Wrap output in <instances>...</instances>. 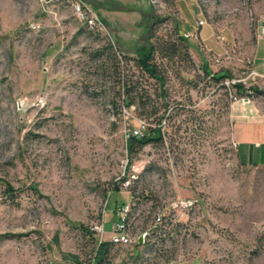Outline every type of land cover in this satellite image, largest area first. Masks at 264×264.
Instances as JSON below:
<instances>
[{
  "label": "rangeland",
  "instance_id": "rangeland-1",
  "mask_svg": "<svg viewBox=\"0 0 264 264\" xmlns=\"http://www.w3.org/2000/svg\"><path fill=\"white\" fill-rule=\"evenodd\" d=\"M83 1L109 36L89 32L72 0H0V179L22 191L11 203L0 185V235L18 236L0 242V264H77L68 254L87 264L96 244L77 227L111 241L123 203L132 242L115 244L109 264H264V166L237 156L227 84L255 86L264 0ZM149 42L173 48L155 61L171 110L187 112L164 145L144 147L130 165L129 136L161 108L157 86L135 62L118 55L119 76L97 52L111 44L135 58ZM205 64L233 74L227 90ZM182 200L193 209H173Z\"/></svg>",
  "mask_w": 264,
  "mask_h": 264
},
{
  "label": "trees",
  "instance_id": "trees-1",
  "mask_svg": "<svg viewBox=\"0 0 264 264\" xmlns=\"http://www.w3.org/2000/svg\"><path fill=\"white\" fill-rule=\"evenodd\" d=\"M152 37V35H151ZM180 40L184 41L186 43V40L180 36ZM173 51V48H169L168 46H156L155 43L149 42L148 46H140L136 49V57L131 58L128 55L122 54L120 51H115L113 45L107 44L106 47L103 48V50H99L97 52V56H103L106 55L110 61H113L115 63L114 65L117 66V73L119 76L121 75V71L123 70V66L121 61L119 60L118 55H122L124 62H135V65L139 68V70L144 74L147 75L150 79L154 80L155 85L157 86L156 96L161 101V108H153L148 116L149 118H152L151 122L148 123L146 132L142 137H133L131 136L127 141V152H128V158L131 160L134 158L136 154H138L144 147L148 145H164L165 144V137L167 136V130L173 129L174 126L177 124L176 117H178L181 113L187 112V106L183 105L182 103H177L174 105V108L171 110V102L169 99V89L167 87L168 85V79L166 72L162 69V67L156 63L155 61V55L157 52L162 55V58H167L169 55L167 54V51ZM205 73L207 76L211 77L212 80H214L217 84H221L222 89L227 90V86L225 85L226 80H232L234 79L233 74L229 70H221L217 73H212L207 68V64H205ZM122 87L124 91L128 94L131 92V89L129 87V83L122 82ZM231 88L234 90V96L238 99H255L259 97H264V88H259L257 86H250L247 87L245 83L243 82H237L234 85H231ZM149 99V98H148ZM124 105L126 107H131L132 101L130 98H125ZM161 111H163L161 113ZM174 111V112H173ZM200 122H196V124H199ZM203 123V122H202ZM126 179L124 178L123 181ZM0 185L3 187V192L5 193L6 197H8V201L11 203H16L17 199L20 197V193L22 192L19 189H16L14 186H12L10 183L4 181L3 179H0ZM31 190L34 194H39V190L36 186H31ZM115 192H119V187L117 185L114 186ZM126 203H123L122 206H118L117 208L123 209L125 207ZM116 207V206H115ZM117 215V218L119 219V212L120 210L115 211ZM84 231L85 235H88L90 239L95 241V248L93 251L92 258L89 263L87 264H109L110 262V254L112 250L114 249L115 244L110 241L105 242H99L96 241L95 232H90L86 227L83 225L77 227ZM18 236H12V235H0V242L5 240H10ZM66 259H72V262L77 264H83L80 262L79 258H77L75 255H65Z\"/></svg>",
  "mask_w": 264,
  "mask_h": 264
},
{
  "label": "crops",
  "instance_id": "crops-1",
  "mask_svg": "<svg viewBox=\"0 0 264 264\" xmlns=\"http://www.w3.org/2000/svg\"><path fill=\"white\" fill-rule=\"evenodd\" d=\"M261 30L253 50V66L258 77L250 79L264 88V17L260 22ZM203 29V28H202ZM200 32V38L207 46L211 44L209 33ZM232 121V141L237 144V156L243 165L264 166V99L238 100L232 102L230 109Z\"/></svg>",
  "mask_w": 264,
  "mask_h": 264
},
{
  "label": "built area",
  "instance_id": "built-area-1",
  "mask_svg": "<svg viewBox=\"0 0 264 264\" xmlns=\"http://www.w3.org/2000/svg\"><path fill=\"white\" fill-rule=\"evenodd\" d=\"M72 5H73V9H74L77 20L81 22L89 32L94 33V34H101L103 36H107V35L109 36V31L106 25L100 19L99 15L95 11H93L90 7H88L87 4L83 0H72ZM200 25L203 26L204 22L201 21ZM262 33H264V29H262ZM252 66H253V62H252ZM257 77H258V74L254 70L251 69L248 75V78L256 79ZM245 80L246 79L232 80L231 82L227 84L234 85L237 82L245 83ZM231 98L234 100V102L238 100L249 101V99L247 98L238 99L232 94H231ZM24 101H27V99ZM37 103L43 106L45 104V100L43 99V97H40L37 100ZM147 126L148 125L146 123L144 124L142 128L145 129L146 131ZM143 129L135 130L134 132H132L129 138L131 136L138 137V138L142 137L145 133L143 132ZM233 144L237 148V144L234 142ZM172 207L173 209L177 211H182L183 213H187L193 209V202L187 201V200L177 201V202H174V204H172ZM124 209L125 207L122 209L124 213L120 215V218L118 219L117 223L112 227V237H111L110 242L117 244V245H127L132 242L131 237L127 232V225H126L127 213L124 211ZM161 220H162L161 216H157V221L160 222ZM100 232H102L103 234L104 230H100ZM100 242H105V241L100 240Z\"/></svg>",
  "mask_w": 264,
  "mask_h": 264
},
{
  "label": "water",
  "instance_id": "water-1",
  "mask_svg": "<svg viewBox=\"0 0 264 264\" xmlns=\"http://www.w3.org/2000/svg\"><path fill=\"white\" fill-rule=\"evenodd\" d=\"M142 240L139 241V243H141Z\"/></svg>",
  "mask_w": 264,
  "mask_h": 264
}]
</instances>
